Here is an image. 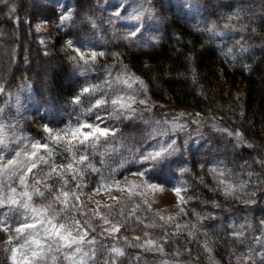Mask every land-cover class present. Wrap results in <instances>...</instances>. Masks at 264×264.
I'll return each instance as SVG.
<instances>
[{"label":"trees","instance_id":"16d2710c","mask_svg":"<svg viewBox=\"0 0 264 264\" xmlns=\"http://www.w3.org/2000/svg\"><path fill=\"white\" fill-rule=\"evenodd\" d=\"M197 1L208 25L198 28L185 10L167 8L162 0H154L155 5L161 3L158 13L164 21L162 37L149 47L121 48L111 33L100 0H74L73 16L57 34L50 52H45L37 40L35 22L39 18L54 20L55 9L45 0L0 2V83L12 89L30 82L33 88L40 110L27 123L26 130L41 143H49L51 149L43 150V160L37 161L35 170L43 180L45 197L41 203L52 201L53 196L60 195V189L69 192L68 215L87 228L86 239L95 237L94 244L84 245L85 251L95 249L94 260L88 264L152 263V254L139 246L155 231L150 233L152 228L139 219L142 206H137V201L127 196L110 207H96L91 212L81 209L94 203L92 191L103 187V181L110 184L141 172L144 166L136 161L139 152L135 150L151 147V129L145 118L139 120L140 114L131 119H115L109 118L111 108L99 110L107 125L117 130L116 136L107 142L102 139L87 152L88 161L74 165L82 174L73 180L66 165L73 157L78 160L79 154L67 151L66 146L54 145L44 127L75 126L78 119L95 123V112L88 109L102 93L110 103L114 93L110 83L120 70L141 76L147 93L164 103L161 111L189 113L208 138L209 146L194 150L190 157L183 194L189 208L199 217L198 227L214 242L221 262L233 264L236 254L250 245L243 243L240 234L250 236L248 241H256L263 226L264 0ZM211 26L222 27L236 40L230 46L210 40ZM64 39L88 43L98 54L95 61L89 57L85 64L68 57L58 48ZM101 52L103 55H99ZM93 86L99 91L91 96L82 94L83 88ZM77 96L79 103L74 102ZM211 118L227 125L225 132L210 126L207 120ZM214 158L228 164L227 178L237 186L235 193L226 194L216 184L208 166ZM53 165L57 172L62 171L67 185L55 173L47 175ZM45 184L51 186L50 190ZM77 184L81 187L77 188ZM73 192L79 201L71 195ZM72 205H76L75 210ZM54 206L57 210L63 207L59 203ZM235 224H240L239 232L234 231ZM110 226H119V231L109 234ZM5 241L6 237L0 236V264H10L9 245ZM113 248L122 250L123 255H115ZM179 248L180 255L193 259L201 256L193 241H182ZM60 264L69 262L61 259Z\"/></svg>","mask_w":264,"mask_h":264},{"label":"rangeland","instance_id":"374dc122","mask_svg":"<svg viewBox=\"0 0 264 264\" xmlns=\"http://www.w3.org/2000/svg\"><path fill=\"white\" fill-rule=\"evenodd\" d=\"M45 1L55 9L56 18L54 20L39 18L35 22V29L36 38L42 49L45 52H50L54 47L57 34L61 33L71 20L63 22L62 16L69 13L71 18L73 16L74 0ZM162 1V5L167 8L175 7L185 10L188 18L198 28L209 24L206 16L201 13V5L197 0ZM157 4H154V0H100L105 18L110 24L111 33L114 37L116 36L121 48L124 45L131 48L149 47L159 41L163 35L164 21L158 13L161 3ZM117 13L119 15H116ZM228 18H232V15H228ZM223 22L225 25H229L224 19ZM211 28L212 31L208 34V38L221 46H230V43L236 40L222 27L211 26ZM134 32L136 35H132ZM69 42L71 40L64 39L58 43V48L70 58L76 57L80 60L76 48L85 53V59L89 58L91 52L94 51L88 43L71 42L70 47ZM110 86L114 88L112 99L123 98L127 103H131L132 109L140 114L139 120L145 118L151 129V134L154 132L166 133L165 136L159 138L161 142L174 138L177 151L165 162L145 172L144 176L133 174L110 184H108V181H103V187L92 191L94 203L92 205L85 204L81 209L90 212L95 211L96 207H110L130 196L137 201V206H142L140 213H138L139 219L145 223L146 227L152 228L149 230L150 233L155 231V233L150 234L149 239L143 240L142 246H139L141 250L152 254L151 264H223L215 254L214 242L204 235L198 227L199 217L194 210L189 208L183 194L186 186L184 176L189 172V160L192 153L194 150L209 146L208 138L200 131L201 126L192 121L189 113H178L179 111L165 113L161 111V106L164 103L159 99H154L147 93V85L143 78L132 71H118L113 75ZM0 89H2V92H0V108L3 109L0 124H3L7 129L5 133L7 140L5 143L0 144V198L10 197L11 188H15L17 194L22 190L18 179L22 175L28 185L27 189L24 190L31 192L33 188L38 187L41 191H44L43 180L39 178L40 174L36 172L37 168L33 169L32 173L25 175L26 168L31 165L33 160L36 164L39 160L30 156L31 149L26 148L25 145L41 143L39 139L26 130L27 123L32 121L40 110L33 88L30 82H25L19 88L12 89L4 87V84L0 83ZM132 100L135 102H132ZM141 101H144V103H141ZM207 121L210 126L220 129V132H225L227 128V125L219 123L214 118ZM46 127L52 129L54 134H63L60 127ZM151 141V147L147 150H150L156 144L155 139ZM37 155L43 157V150H40ZM8 162L12 163L9 164ZM208 166L211 170L215 169L212 174L215 176L218 187L226 192L225 184L220 183V180L223 179L235 188L230 194L236 192L237 186L227 178L228 164L226 161L214 158ZM221 172L224 173L223 176L220 175ZM177 187L181 188L179 194L174 191ZM15 198L19 199L20 197L17 195ZM33 200L35 206L42 205V198L34 196ZM95 202H99L98 205ZM7 214V208L0 209V218ZM233 228L234 231L239 232L241 227L240 224H235ZM259 231L257 237H255L256 241H248L250 236L245 237L243 232L240 234L241 237H244L243 243L250 245L244 251L236 254L233 264H247V261L256 262L258 259L264 261V223ZM11 235L15 237L16 233L11 231ZM0 236L7 239V234L2 230H0ZM148 240L155 242L152 247L146 244ZM182 241H193L199 247L201 256L198 259H193L189 255H180L178 251L180 249L179 244ZM15 243L16 241L13 242V245H9V248L14 246ZM158 247H162L163 251H158ZM69 254L66 251L61 256H68ZM68 262L73 264L72 260H68ZM49 264H52V261H49Z\"/></svg>","mask_w":264,"mask_h":264},{"label":"snow or ice","instance_id":"6c2138e0","mask_svg":"<svg viewBox=\"0 0 264 264\" xmlns=\"http://www.w3.org/2000/svg\"><path fill=\"white\" fill-rule=\"evenodd\" d=\"M0 2H5V0H0ZM116 15H119V13ZM61 19L63 22L69 21L71 19L70 13L63 15ZM132 35H136V33L134 32ZM69 46L71 47V42H69ZM75 50L79 54L81 61L85 64L89 63V60L85 59V53L81 52L79 48ZM97 55L95 51H92L90 55L91 61H95ZM99 55H103V52L99 53ZM76 59V57H73V60ZM129 87L131 86L129 85ZM98 91L99 89L95 86L91 88L85 87L82 89V94L86 93L91 96ZM0 92H2V89H0ZM103 96L104 94L102 93L101 98H97L88 109V112H95V123L78 119L75 126L62 128V135L60 133L54 134L52 129L46 127V131L49 133V139L54 145L66 146L67 151H74L79 154L78 160L73 157L72 161L66 165L68 171L72 173L71 178L73 180L76 179L78 174H82L74 165L83 164L85 161H88L89 156L87 152L90 149H95L102 139L107 142L109 138H115L116 136L117 130L107 125L106 117L100 115L99 110L111 108L112 112L109 114V118L115 119H119L121 116L125 119H131L137 115L136 111L132 109L131 103H127L123 98L111 99L109 103V100L103 98ZM74 102L79 103L80 97L77 96L74 98ZM132 102L135 101L132 100ZM141 103H144V101H141ZM0 112H3L2 108H0ZM6 131L5 126L0 124V144L5 143L7 140V136L5 135ZM165 135L166 133L164 132H154L148 137L149 141L156 140L154 147L145 151L135 150L139 152V156L135 158L136 161L141 163L142 166H150L145 167L143 171L135 174L144 176L145 172L165 162L177 151L175 147L176 140L174 138H169L167 141L161 142L159 138ZM25 147L31 149V157L41 160H43V157H38L37 155L40 150H45L46 152L51 151L49 143H32L25 145ZM125 150L127 149L125 148ZM114 152L115 149H113ZM8 163L11 164L12 162ZM44 163H47V161H44ZM63 167L62 165L61 170H63ZM35 168H37V164L33 160L31 165L26 168L25 175L32 173ZM212 171H215V169ZM52 173L60 176L64 184L67 185V179H64L62 171L57 172L54 165L51 166V173L47 175H51ZM220 175L223 176L224 173L221 172ZM18 179L22 190L17 194L16 189L11 188L10 197L0 198V209H8V214L0 218V230L7 234L5 241L7 245H13V242L16 241L14 246L8 249V259L11 261V264H49V261H52V264H60L61 259L72 260L73 264H88L89 260H94L95 249L85 251L84 245L94 244L95 237L86 239L88 236L87 228H82L79 220H74L68 215L69 192L60 189V195L53 196L52 201L47 204L35 206L34 196L44 198L45 192L41 191L38 187L33 188L31 192L24 190L28 187L25 183V177L22 175ZM220 183L225 184L226 194H230L235 190L233 185L227 184L223 179L220 180ZM76 187L80 188L81 185L77 184ZM45 188L50 190L51 186L45 184ZM174 191L179 194L181 188L177 187ZM17 195H19V199L15 198ZM71 195L75 197L76 201H79L80 198L75 192ZM55 203H59L63 207L57 210L54 206ZM75 208L76 205H72V210H75ZM105 223L110 224L107 220H105ZM110 227L111 231L109 234L119 231V226ZM10 230L16 233L15 237L11 235ZM136 239H139V237ZM154 243L152 240L146 241L149 247H152ZM157 250L163 251L162 247H158ZM66 251L70 254L62 257L61 254ZM112 252L118 256L123 255V251L120 249L113 248ZM103 264H107V261H104Z\"/></svg>","mask_w":264,"mask_h":264}]
</instances>
